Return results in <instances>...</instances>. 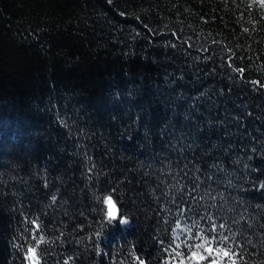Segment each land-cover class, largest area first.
<instances>
[{
    "label": "trees",
    "instance_id": "obj_1",
    "mask_svg": "<svg viewBox=\"0 0 264 264\" xmlns=\"http://www.w3.org/2000/svg\"><path fill=\"white\" fill-rule=\"evenodd\" d=\"M221 235L264 264L260 0H0V264H209L189 237Z\"/></svg>",
    "mask_w": 264,
    "mask_h": 264
},
{
    "label": "snow or ice",
    "instance_id": "obj_2",
    "mask_svg": "<svg viewBox=\"0 0 264 264\" xmlns=\"http://www.w3.org/2000/svg\"><path fill=\"white\" fill-rule=\"evenodd\" d=\"M260 3L262 6H264V0H260ZM240 71H242V70H240ZM102 203H104L108 206L107 212H106L108 218L110 220L117 218V212L115 211L116 205H115V202L112 200V197L111 196L105 197L103 199ZM121 222L126 223V220L122 219ZM33 223H35V221H33ZM221 227H223V225H221ZM36 228L39 229L38 224H36ZM212 231L215 232L216 229L213 228ZM33 239H36V237H33ZM189 239H195V240H201L202 241L200 244H196L194 246L193 245H188V246L190 249L194 247L196 250L203 248L208 253V255L207 256H200V259H202V260L208 259L209 264H218V262L216 260L210 259V257L212 256V253L214 251V249L211 247V244L217 243L219 245H223V244H226L227 240H228V238L224 237L223 235L220 236L219 240H217L216 236H212L211 239L205 238L203 236L189 237ZM43 242H44V240H43V237L41 236L39 238L38 244L43 243ZM185 243H187V241H185ZM38 244H37V247H38ZM177 247H179V245H177ZM215 251L217 252V254H219L221 249L217 248V249H215ZM28 253H29L28 259H29L30 264H40V258H39V256H37L36 248H29ZM223 254H224V256L230 255V253L226 250L223 252ZM177 255H179V253H177ZM197 255H198L197 251H195V250L192 251L193 257H195ZM137 259L139 260V258H137ZM140 264H144V262L140 261Z\"/></svg>",
    "mask_w": 264,
    "mask_h": 264
},
{
    "label": "water",
    "instance_id": "obj_3",
    "mask_svg": "<svg viewBox=\"0 0 264 264\" xmlns=\"http://www.w3.org/2000/svg\"><path fill=\"white\" fill-rule=\"evenodd\" d=\"M113 200V199H112ZM114 201V200H113ZM115 205H116V203H115ZM107 208H108V206H107ZM115 211L117 212V216H119V208H118V206L116 205V209H115Z\"/></svg>",
    "mask_w": 264,
    "mask_h": 264
},
{
    "label": "rangeland",
    "instance_id": "obj_4",
    "mask_svg": "<svg viewBox=\"0 0 264 264\" xmlns=\"http://www.w3.org/2000/svg\"><path fill=\"white\" fill-rule=\"evenodd\" d=\"M123 220H126V223L128 222L126 218H122Z\"/></svg>",
    "mask_w": 264,
    "mask_h": 264
}]
</instances>
